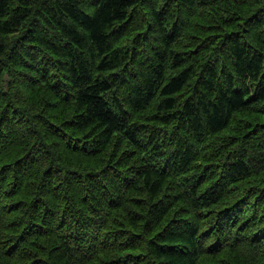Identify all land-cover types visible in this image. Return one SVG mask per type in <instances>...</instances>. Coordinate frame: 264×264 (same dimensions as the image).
Returning a JSON list of instances; mask_svg holds the SVG:
<instances>
[{"label": "trees", "instance_id": "1", "mask_svg": "<svg viewBox=\"0 0 264 264\" xmlns=\"http://www.w3.org/2000/svg\"><path fill=\"white\" fill-rule=\"evenodd\" d=\"M0 214V264H264V0H0Z\"/></svg>", "mask_w": 264, "mask_h": 264}, {"label": "bare ground", "instance_id": "2", "mask_svg": "<svg viewBox=\"0 0 264 264\" xmlns=\"http://www.w3.org/2000/svg\"><path fill=\"white\" fill-rule=\"evenodd\" d=\"M13 212V211H12ZM6 213V212H5ZM4 213V214H5ZM11 213V212H10ZM48 213V212H47ZM10 215V214H9ZM0 216H1V214H0ZM45 216V215H44ZM4 218V217H3ZM18 231V230H17ZM21 231V230H20ZM19 237V236H18ZM10 239V238H9ZM13 241H14V239H13ZM8 242V241H7ZM12 242V241H11ZM6 243V242H5ZM8 244V243H7Z\"/></svg>", "mask_w": 264, "mask_h": 264}]
</instances>
